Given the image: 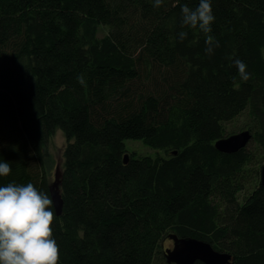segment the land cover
Here are the masks:
<instances>
[{
    "label": "trees",
    "instance_id": "obj_1",
    "mask_svg": "<svg viewBox=\"0 0 264 264\" xmlns=\"http://www.w3.org/2000/svg\"><path fill=\"white\" fill-rule=\"evenodd\" d=\"M198 2L0 0V187L51 197L62 132L58 264H167L170 235L264 264V0H212V55L182 26ZM242 113L249 144L218 152Z\"/></svg>",
    "mask_w": 264,
    "mask_h": 264
},
{
    "label": "clouds",
    "instance_id": "obj_2",
    "mask_svg": "<svg viewBox=\"0 0 264 264\" xmlns=\"http://www.w3.org/2000/svg\"><path fill=\"white\" fill-rule=\"evenodd\" d=\"M164 0H154L160 8ZM182 26L198 28L202 33L212 32L215 21L212 0H199L198 6L181 5ZM187 33L181 31L183 41ZM219 42L207 35L206 54L212 55ZM242 81L250 79L247 66L239 59L234 61ZM83 85V76L77 77ZM12 169L9 162L0 161V177H7ZM53 200L37 190L32 183H9L0 187V264H58L59 246L53 238Z\"/></svg>",
    "mask_w": 264,
    "mask_h": 264
},
{
    "label": "water",
    "instance_id": "obj_3",
    "mask_svg": "<svg viewBox=\"0 0 264 264\" xmlns=\"http://www.w3.org/2000/svg\"><path fill=\"white\" fill-rule=\"evenodd\" d=\"M251 139L248 131L239 134L230 135L217 141L215 149L220 153L232 154L246 147ZM127 157L124 158V163ZM59 176L56 175L55 181L51 186V197L57 215L61 213L62 200L59 195ZM260 184L264 186V164L259 171ZM172 248L165 250L167 264H231L230 256L215 251L210 244L191 238H178L176 235H170Z\"/></svg>",
    "mask_w": 264,
    "mask_h": 264
},
{
    "label": "rangeland",
    "instance_id": "obj_4",
    "mask_svg": "<svg viewBox=\"0 0 264 264\" xmlns=\"http://www.w3.org/2000/svg\"><path fill=\"white\" fill-rule=\"evenodd\" d=\"M105 32H106L105 28L100 29L99 36H102ZM245 121H246V113H242L235 120L225 125L227 133L234 135V134H239L240 132L245 131V130H242L244 128ZM65 144H66V141H65L64 135L62 134L60 130H56L55 133L50 138V142L48 145V152H50V154L53 155L54 160L56 162V169L53 173V179H52L53 181H55L56 175H60V172H61L60 167L62 165V153L65 147ZM127 144L129 146H132L134 149L138 150V152H143V153L149 152V150H147L146 147H144L140 142L128 141ZM163 246L164 248L171 249L172 241L166 240Z\"/></svg>",
    "mask_w": 264,
    "mask_h": 264
}]
</instances>
